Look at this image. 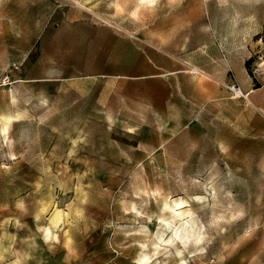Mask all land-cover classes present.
I'll return each instance as SVG.
<instances>
[{
    "label": "rangeland",
    "instance_id": "rangeland-1",
    "mask_svg": "<svg viewBox=\"0 0 264 264\" xmlns=\"http://www.w3.org/2000/svg\"><path fill=\"white\" fill-rule=\"evenodd\" d=\"M153 3L0 0V264H264V0Z\"/></svg>",
    "mask_w": 264,
    "mask_h": 264
},
{
    "label": "crops",
    "instance_id": "crops-1",
    "mask_svg": "<svg viewBox=\"0 0 264 264\" xmlns=\"http://www.w3.org/2000/svg\"><path fill=\"white\" fill-rule=\"evenodd\" d=\"M150 1L152 2V5H153V4H154V3H153L154 0H150ZM186 63H187V62H186ZM187 65L190 66V67H192V66L197 67V66L192 65V64H189V63H187ZM197 68L199 69V67H197Z\"/></svg>",
    "mask_w": 264,
    "mask_h": 264
},
{
    "label": "bare ground",
    "instance_id": "bare-ground-1",
    "mask_svg": "<svg viewBox=\"0 0 264 264\" xmlns=\"http://www.w3.org/2000/svg\"><path fill=\"white\" fill-rule=\"evenodd\" d=\"M195 70H197V71H198V69H195ZM239 94H240V95H242V94H243V93H242V91H239Z\"/></svg>",
    "mask_w": 264,
    "mask_h": 264
}]
</instances>
